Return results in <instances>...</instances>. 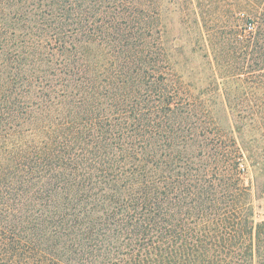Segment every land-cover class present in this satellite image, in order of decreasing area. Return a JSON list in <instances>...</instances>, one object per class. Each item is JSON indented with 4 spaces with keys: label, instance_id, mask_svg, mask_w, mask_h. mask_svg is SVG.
Wrapping results in <instances>:
<instances>
[{
    "label": "trees",
    "instance_id": "1",
    "mask_svg": "<svg viewBox=\"0 0 264 264\" xmlns=\"http://www.w3.org/2000/svg\"><path fill=\"white\" fill-rule=\"evenodd\" d=\"M264 0H0V264H264Z\"/></svg>",
    "mask_w": 264,
    "mask_h": 264
},
{
    "label": "rangeland",
    "instance_id": "2",
    "mask_svg": "<svg viewBox=\"0 0 264 264\" xmlns=\"http://www.w3.org/2000/svg\"><path fill=\"white\" fill-rule=\"evenodd\" d=\"M263 205H264V202H263Z\"/></svg>",
    "mask_w": 264,
    "mask_h": 264
}]
</instances>
